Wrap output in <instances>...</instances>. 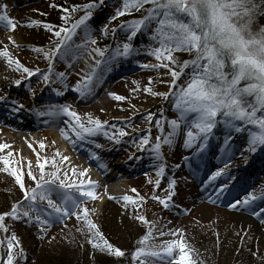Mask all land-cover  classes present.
<instances>
[{
    "label": "rangeland",
    "instance_id": "rangeland-1",
    "mask_svg": "<svg viewBox=\"0 0 264 264\" xmlns=\"http://www.w3.org/2000/svg\"><path fill=\"white\" fill-rule=\"evenodd\" d=\"M89 2L90 0H0V11L6 6L9 18L16 24L15 31L10 28L5 30L0 26V52L7 50L9 57L19 60L23 66L33 70L39 68L41 73L46 72L48 61L42 54L32 51L34 48L47 50L55 39L43 25L62 26L66 22L61 18L68 15L70 20L67 26L70 27L71 23L85 15L80 10L72 12V8L75 6L79 9ZM121 6L122 0H105V6L95 11L87 21L88 27L93 31V37L98 41L97 45H89L88 51L99 47L110 52L117 44L126 42V34L119 29L115 35L109 32L107 36H103L100 32ZM148 7L151 5L145 6ZM62 9H69V12L65 13ZM145 14L144 9L133 10L131 15L112 21L109 27L140 19ZM33 21L38 23L33 25ZM251 27L253 32L264 28V14H256ZM151 34V31L142 32L132 40L133 46L140 50V54L113 61L111 70L103 72V82L96 86L92 96L82 98L72 90L86 70L85 61L94 66L95 59H99L87 55L75 63H72L71 56L65 61L55 63L53 73H67L66 88H62L59 83L42 82L40 74L24 79L16 69L11 87L5 86L2 91L0 85V104L10 108L13 114L12 123L30 122L34 126L30 131L34 137L33 142H21V163L11 161L10 167L20 168L26 186L31 188L34 185L27 177L29 165L38 175V158L40 162L48 160L46 171L52 170L51 162L53 159L57 160L56 153L59 150L58 146L54 148L56 142L50 137L51 133L58 136L62 146L72 144L82 147L90 160H94V164H91L93 174L98 180L105 182L104 189L120 190L117 195L107 197L101 188L96 194L98 199L92 201L89 198L86 206L90 210V218L97 224L104 238L114 247L123 250L125 256L117 258L93 249L87 242V230L85 233L77 231L81 224L75 217L66 219L64 223H54L46 233L41 232L39 226L34 223L7 218L5 223L10 230L8 233L0 230V241L4 242L0 245V258L6 257V240L15 233L24 251V257L18 259L17 264H139L132 256L140 247L138 241L147 234L148 226L135 217L143 215L150 223L156 224L155 238L150 244L159 245L176 238L160 237V229L165 232L180 230L189 247L195 250V258L202 264H264V222L253 214L264 209V200H257L249 209L239 205L232 207L233 203L243 200L247 194H259L264 189V155L258 158L257 167L251 165L256 157L253 152L247 151L246 133H237L220 123L213 129L221 135L220 149L218 136L212 138L210 134L207 146L202 151L198 150L199 142L191 148H185L184 135L181 133L171 148L166 145L162 147V161L155 158L152 145L155 144L156 136L160 135L159 129L155 127V120L162 118L161 112L167 120L176 119L177 113L171 99L165 101L159 96L148 94L144 89L151 87L153 92L159 93L177 89H171V77L166 74L165 69L156 71L143 67L145 64L155 63L153 57L144 54V50L149 46ZM83 37V28L78 29V34L73 37V47L82 43ZM104 42L106 44H103ZM178 56L181 61L191 58L187 53H179ZM69 63H72V67H68ZM13 65L15 67V64ZM9 66L12 64L8 63V58L0 56V71L9 69ZM131 67L134 69L129 70ZM55 79L53 75L52 80ZM149 79L153 81L151 84L148 83ZM186 79L187 77H182L177 84L184 86ZM17 80H22L20 86L16 85ZM57 91H63L64 94L57 95ZM109 93L123 96L125 99L117 101ZM64 104H70L84 120L91 115L104 122V130L109 135L118 129H124L129 135L121 138V143L117 144L101 132L73 144L60 133V129L70 132L68 117L53 118L38 114L48 112L52 105ZM20 105H23V108H20ZM27 109L30 114L26 113ZM149 112L154 117L151 143L141 148L140 139L149 129V123L144 117ZM164 129L165 132L169 130L166 123ZM41 143L46 146L44 149L40 148ZM97 144L101 147H96ZM162 162L165 163V173L162 177H157L156 173ZM225 164L228 166L225 167ZM177 165L179 167H176ZM59 166L63 170L62 166ZM247 167L253 170L251 175L258 172V176L253 178L251 175H240L247 173ZM221 169L222 174L214 180L211 179ZM115 175L121 178H113ZM73 179L83 181L88 186V181L83 177ZM157 179H160L159 188L156 187ZM172 179L177 182L176 195L170 202L175 206L164 209L152 197L165 199L166 189ZM225 185L227 187H224ZM132 189H136L139 196L144 198L142 203H124L125 195L138 199ZM22 199V193L14 178L5 172L4 166L0 164V214L9 212L12 205ZM93 208L95 212L91 211ZM156 264L160 262L157 261Z\"/></svg>",
    "mask_w": 264,
    "mask_h": 264
},
{
    "label": "snow or ice",
    "instance_id": "snow-or-ice-1",
    "mask_svg": "<svg viewBox=\"0 0 264 264\" xmlns=\"http://www.w3.org/2000/svg\"><path fill=\"white\" fill-rule=\"evenodd\" d=\"M146 5L151 7L145 8ZM103 6H105V0H90L79 9L74 6L72 12L80 10L85 15L71 23L70 27L67 26L70 20L68 15L61 18L66 22L62 26L43 25L55 39L51 41V46L47 50L34 48L32 51L42 54L48 61L46 72L41 73L39 68L33 70L23 66L19 60L11 59L7 50L0 52V56L8 58L10 65L15 64L16 70L21 72L24 79L40 74L42 82L59 83L62 88L67 87V73H53L57 61H65L70 56L72 63L78 62L84 55L99 57L95 59L94 66L85 61L86 70L72 89L80 97L86 98L94 95L96 86L103 82V72L111 70L113 61L140 54V50L133 46L132 40L142 32L151 31L150 43L144 50V54L153 57L155 63L145 64L143 67L156 71L165 69L166 74L171 77V89H177L170 90L168 93L153 92L151 87L144 89L148 94L159 96L165 101L171 99L177 113L176 119L167 120L161 112L162 118L155 120V127L160 132V135L155 138V144L152 145L155 158L162 161V147L166 145L171 148L181 133L184 135L185 148H191L199 142L198 150L202 151L207 146L213 129L220 123L232 131L247 134V151L256 152L259 148H264V28H261L259 32H253L251 27L254 16L258 13L264 14V0L259 2L257 0H122V6L117 8L115 14L109 18V24L120 17L131 15L133 10L144 9L146 14L140 19L122 22L117 27L110 28L109 24L104 25L100 29L103 36H107L109 32L115 35L119 29L126 34V42L122 45L117 44L116 48L110 52L108 49L99 47H93L91 51H88L89 45H97L98 41L93 37V31L88 27L87 21ZM62 11L68 13L69 9H62ZM37 23L33 21V25ZM0 26H3L5 30L10 28L12 31L16 28V24L7 14L6 6H3L0 11ZM81 28L84 31L83 42L73 47L75 43L73 37ZM12 42L15 43V41ZM179 53H187L191 58L181 61ZM72 63H69L68 67H72ZM53 75L56 77L55 80H52ZM182 77H187L184 86L177 84ZM152 82L149 79L148 83ZM21 83L22 80L16 81L17 86ZM56 94L64 93L57 91ZM109 95L117 101L125 99L113 93ZM19 107L23 108V105ZM38 114L53 118L68 117L70 132L64 129H60V132L73 144L101 132L117 144L121 143V138L129 135L124 129H118L109 135L104 130V122L91 115L84 120L70 104L52 105L48 112ZM144 119L149 123V129L140 139L141 148L151 143L153 114L149 112ZM165 123L169 129L167 132L164 129ZM7 147L9 145L0 144V151H4ZM45 147L43 143L40 144L41 149ZM96 147L99 148L101 145L97 144ZM11 155L12 153H9V156ZM56 155L60 156L62 161L68 159L66 156H61L59 152ZM11 163L8 158H0V164L4 166V171L14 178L23 199L13 204L9 212L0 214V230L9 232L10 229L5 221L10 218L13 221L26 220L34 223L39 226L41 232L46 233L54 223H64L66 219L75 217L81 224L77 231L85 233L87 230V242L93 249L117 258L125 256L123 250L114 247L104 238L97 224L90 218V210L86 204L89 198L95 201L98 196L93 190H89L83 181L78 182L77 179H73V177L86 176L87 170L78 174L72 170L70 176L53 159L52 170L46 171L48 160L40 162L38 158V175L29 165L27 177L34 185L29 188L25 184L21 169L10 167ZM227 166L225 164V167ZM222 172L223 169L218 170L211 179H216ZM164 173L165 163L162 162L156 175L162 177ZM176 183L175 179L169 181L165 199L159 196H153L152 199L157 200L164 209L175 206L170 202L176 195ZM87 185L91 186L93 182L89 180ZM159 185L160 179H157L156 187L159 188ZM131 191L136 193L138 199L125 195L124 203L133 205L142 203L144 198L139 196L137 190ZM257 200H264V189L259 194H247L243 200L233 203L232 207L236 208L239 205L241 208L249 209ZM91 211L95 212V209ZM253 214L264 222V209ZM135 218L147 225L148 231L138 241L140 247L133 253L134 261L138 260L139 264H156L157 261L160 264H202L195 258V250L189 247L182 231L165 232L160 229V237L176 238L153 245L150 241L155 238L154 233L157 231L155 222L150 223L143 215H136ZM3 243L0 241V245ZM6 246V257L0 258L2 264H17V260L24 257V251L15 233L7 238Z\"/></svg>",
    "mask_w": 264,
    "mask_h": 264
},
{
    "label": "bare ground",
    "instance_id": "bare-ground-1",
    "mask_svg": "<svg viewBox=\"0 0 264 264\" xmlns=\"http://www.w3.org/2000/svg\"><path fill=\"white\" fill-rule=\"evenodd\" d=\"M9 67H10L9 69L0 71V85L2 87V91H4L3 89H5V86L7 88H10L11 83L14 80V75H15L14 70L16 68L14 67L13 64L12 66ZM130 69H134V67L129 68V70ZM26 113L30 114L29 110L26 111ZM1 121L2 120H0V144L9 145V147L5 148L4 151H0V158H8L13 163L20 164L21 156L19 155V151H20L19 148L21 146V142L27 144L33 142L34 137L30 133L33 126H30L31 125L30 122H27L26 124L22 122H17L15 124L4 120L2 122ZM50 137H52L53 140L56 142L54 143L55 144L54 148H57L58 146V150L61 156L68 157L67 161H62L61 157L57 156V160H56L59 163V165L62 166L65 172H68L69 175L71 176L72 170H75L77 174L87 170V175L84 176L83 178H85L87 181L89 180L93 181V185L91 186L88 185L89 189L93 190L96 194L100 192L101 188L104 189L105 182H103L102 180H98V178L95 177V175L93 174L91 164L94 162V160L92 159L90 160L88 154L82 147L73 146L72 144H69L67 146H62V144H60L58 141L59 138L57 135L51 133ZM9 153H12V155L9 156ZM103 192L107 197H109L110 195H117L120 192V190L115 188L113 189L108 188V189H104ZM101 204L102 203L100 202V205Z\"/></svg>",
    "mask_w": 264,
    "mask_h": 264
},
{
    "label": "trees",
    "instance_id": "trees-1",
    "mask_svg": "<svg viewBox=\"0 0 264 264\" xmlns=\"http://www.w3.org/2000/svg\"><path fill=\"white\" fill-rule=\"evenodd\" d=\"M103 44H106L105 42ZM63 264H72V263H63Z\"/></svg>",
    "mask_w": 264,
    "mask_h": 264
}]
</instances>
